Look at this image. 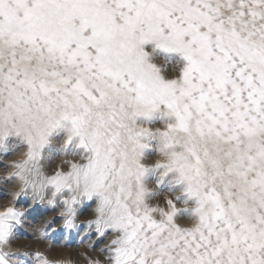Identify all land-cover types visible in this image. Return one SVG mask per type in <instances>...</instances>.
<instances>
[{"label":"snow or ice","instance_id":"snow-or-ice-1","mask_svg":"<svg viewBox=\"0 0 264 264\" xmlns=\"http://www.w3.org/2000/svg\"><path fill=\"white\" fill-rule=\"evenodd\" d=\"M159 105L174 117L163 166L195 200L191 227L171 201L149 206L141 183L147 129L135 118ZM0 118V137L28 145L9 173L22 181L13 196L59 201L68 229L75 206L95 199L87 223L116 233L104 264H264V0H0ZM64 121L65 143L78 137L89 155L37 180L40 149ZM24 215L0 211V264H27L31 253L4 251Z\"/></svg>","mask_w":264,"mask_h":264},{"label":"rangeland","instance_id":"rangeland-1","mask_svg":"<svg viewBox=\"0 0 264 264\" xmlns=\"http://www.w3.org/2000/svg\"><path fill=\"white\" fill-rule=\"evenodd\" d=\"M174 55V54H173ZM157 63L163 64L165 71L169 74V78H175L178 75V67L173 71L172 64H164V55L157 54L154 56ZM166 107L159 105L152 110V114L159 115V119L155 125L156 134L160 135V142L153 138L155 147L157 142L159 148H151L147 141L152 134L149 125L143 121L138 124V119H144L143 116L135 118L137 127L147 129L145 133L138 137L139 142L143 145L140 149V160L146 161L144 172L141 177V183L147 189L146 202L152 208H159L165 211L169 210L168 201H171L176 208L174 220L181 227L192 226V210L195 207V200L187 194L178 195L167 191L163 197L156 193L157 188L162 186L164 180L170 175L168 172L164 176H158L155 181H151L149 173L156 167L158 160L156 154H160V150L164 147V138L162 132L171 123L170 117L163 115ZM141 122V121H140ZM152 135V136H153ZM71 136V126L67 121L52 128L49 131V143L41 148V161L46 166L48 173L59 167L67 170L68 163L84 161L89 155L88 150L79 143L78 137H72L68 143L66 140ZM28 148L26 140L19 134L9 132L7 135L0 137V211H4L7 207H14L17 210H23V222L15 226V238L10 240L8 246L4 248L7 252H29L31 255L27 257V264H38L35 259V253L40 252L42 256L51 264H90V261L100 260L104 264L106 258L110 255L108 250L100 251L109 244L110 239L114 238L116 233L108 231L107 235L101 237L95 226H89L87 223L94 218L95 199H82L76 207V215L74 226L71 229L66 228L65 217L66 211L63 204L57 202L55 205H49L45 200L41 203L39 199L33 201L31 195L14 197L13 193L19 191L15 177H7L6 174L10 170V163L17 159L20 153ZM178 149V148H177ZM156 153V154H155ZM163 165H158L161 170ZM166 170V169H163ZM163 170L160 173L163 174ZM173 173V172H172ZM159 175V173H158ZM155 202V203H154ZM155 218L159 219V213L155 214ZM50 224V226H49ZM37 229H47L46 237H42ZM12 259H16L12 257ZM147 264H151V258H147Z\"/></svg>","mask_w":264,"mask_h":264},{"label":"bare ground","instance_id":"bare-ground-1","mask_svg":"<svg viewBox=\"0 0 264 264\" xmlns=\"http://www.w3.org/2000/svg\"><path fill=\"white\" fill-rule=\"evenodd\" d=\"M164 114H165L166 116L170 117V119H171V123L174 121V117L171 116V115L169 114L167 108H165V109L163 110V115H164ZM140 116H143L144 118H146V120H144V119H138V120H137V121H138L137 123H138V124H141V123H143V121H145V122L149 125V129L151 130V133H152V134L149 136L150 139H148L147 141H144V143H146V144H148L149 146H151L152 149L155 148V150H156V147L159 148V144H158V142H160V135H161V132L159 133V135H153V134H156V132H158L157 129H156V127H158V126H160V125H155V123L157 122V120L159 119L160 116H159V115L152 114V111H151L149 114H147V115H140ZM137 117H139V116H137ZM140 121H141V122H140ZM171 123H168V124H171ZM141 125H142V124H141ZM142 126H144V125H142ZM152 135H153V136H152ZM156 137H157V141H158V140H159V141L157 142V145H156V147H155L154 142H152V141H150V140L153 139V138L156 139ZM160 143H161V142H160ZM177 148H178V146H177ZM177 150H178V149H177ZM155 154H156V153H155ZM156 156H157L158 159L161 158V156H160L159 153H157ZM141 162H142L143 164L146 163V161H142V160H141ZM163 169H165L164 166L161 168V170H159V169H158V165H156L155 169L149 173V177H150L151 181H155L156 178H157L158 176H160V174H161V176H164V174H167L168 172L170 173V175L167 176V178L164 180L162 186H160V187L157 188L156 193L158 194V196H160V195H161L162 197H163V195L165 196V194L167 193V191H170V193L173 192V193L178 194V195H184V194H187V193L185 192V190H184V185H183L182 183H180V182L177 181V173H176L175 171L163 170ZM162 170H163V174L160 173V171H162ZM172 172H173V173H172ZM158 173H159V175H158ZM154 203H155V202H154Z\"/></svg>","mask_w":264,"mask_h":264},{"label":"clouds","instance_id":"clouds-1","mask_svg":"<svg viewBox=\"0 0 264 264\" xmlns=\"http://www.w3.org/2000/svg\"><path fill=\"white\" fill-rule=\"evenodd\" d=\"M4 126H5L4 120L2 118H0V127H4ZM47 143H49L48 137H47L45 144H47ZM27 151H28V148L26 150H24L22 153H20V155L18 156L17 159L13 160L10 163V165H9L10 170L6 174L7 177H9V173L14 172L16 170L14 167H12L13 162L25 160ZM40 152H41V149H40ZM160 156H161V158L156 161L157 165H165L169 162V160L171 158V151L165 147V142H164V147H162L160 150ZM79 162L80 161H77L75 163H79ZM35 163L38 165V172H37L35 179L39 180L40 174L47 176L48 170H47L46 166L43 164V162L41 161V158L38 161H36ZM29 167H32V165H29ZM16 184L20 188L22 186V181H20L18 178H16ZM94 209H95V207H94ZM195 223H196V221H195V219H193L192 225H194ZM101 264H102V262H101Z\"/></svg>","mask_w":264,"mask_h":264}]
</instances>
